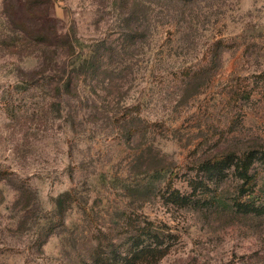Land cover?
<instances>
[{"label":"rangeland","instance_id":"rangeland-1","mask_svg":"<svg viewBox=\"0 0 264 264\" xmlns=\"http://www.w3.org/2000/svg\"><path fill=\"white\" fill-rule=\"evenodd\" d=\"M48 13L0 0V264H264V0Z\"/></svg>","mask_w":264,"mask_h":264},{"label":"trees","instance_id":"trees-1","mask_svg":"<svg viewBox=\"0 0 264 264\" xmlns=\"http://www.w3.org/2000/svg\"><path fill=\"white\" fill-rule=\"evenodd\" d=\"M50 0H23V6L26 10V13L31 15L33 18H42V21L44 22L45 26H47L52 13H48V5ZM9 8H12V6L9 4ZM9 8H5V18L6 21H8V24L14 27L15 30L21 31L24 34V38L29 39L30 41H35V43L38 44H50L52 47H58L60 45L67 46L68 50L70 51V54L73 55L75 53V48L72 46L71 41H65V38L55 37V35L52 37L51 32H49L51 29L49 27H42L36 30H30L27 31L25 25L22 22H18L13 18V11ZM35 15V16H33ZM19 38V37H18ZM221 47H229V45L221 42H217L214 45V53L213 55L217 54V48ZM79 53V52H77ZM68 85V83H67ZM227 163V158L225 156H215L212 159L208 160V164L205 165L206 169L209 168L211 170L216 169L218 166L224 165ZM236 166L239 168L238 170V178L241 182L240 184V190L241 192L248 197L250 194V190L252 187V177L248 173V167H244L243 162L237 163ZM241 167V168H240ZM238 207H245L249 205L248 201H237L235 203ZM143 254V253H142Z\"/></svg>","mask_w":264,"mask_h":264}]
</instances>
